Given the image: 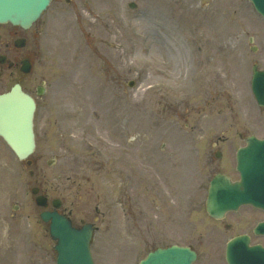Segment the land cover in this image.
I'll use <instances>...</instances> for the list:
<instances>
[{"label": "rangeland", "instance_id": "1", "mask_svg": "<svg viewBox=\"0 0 264 264\" xmlns=\"http://www.w3.org/2000/svg\"><path fill=\"white\" fill-rule=\"evenodd\" d=\"M61 4L54 1L34 31L22 32L30 40L13 56L29 54L32 71L0 65V91L15 81L28 87L44 81L48 87L51 119L43 121L48 143L39 182L64 201L76 223H96L97 264H137L143 241L160 232L178 241L186 240L184 233L194 235L195 246L206 252L199 264H220L223 241L247 227L243 217L264 216L242 208L217 221L205 210L209 178L220 163L215 151L232 160L251 132L264 136V106L257 105L250 87L252 64L264 67V19L249 0ZM10 29L0 25V33ZM37 31L42 34L35 39ZM187 69L210 75L190 82L184 78ZM219 69L222 102L213 87ZM109 73L136 80L138 87L119 94L116 102L107 100L109 108L106 100L97 103L86 85L83 102L69 94L87 76L106 85L108 99L109 85H116ZM115 114L124 118L120 127L111 121ZM59 120L79 125V136L62 140ZM214 131L225 134L220 133V146L208 141ZM133 134L138 144L122 141ZM94 146L106 147L107 159L122 155L114 161L118 169L105 165V152L97 156ZM28 171L0 141V264H56L54 241L40 218L43 208L29 190L39 183ZM12 203L20 205L16 217L9 215ZM255 240L264 243L262 237Z\"/></svg>", "mask_w": 264, "mask_h": 264}, {"label": "water", "instance_id": "2", "mask_svg": "<svg viewBox=\"0 0 264 264\" xmlns=\"http://www.w3.org/2000/svg\"><path fill=\"white\" fill-rule=\"evenodd\" d=\"M50 0H0V22L10 21L23 27H29L46 9ZM256 8L264 15V0H253ZM24 42L18 43L19 46ZM5 61V56L0 57ZM28 72L31 69L29 61H24L22 68ZM253 86L259 102L264 103V71H256L253 77ZM35 102L16 85L11 92L0 95V134L13 146L21 158L27 157L34 149L33 117ZM239 168L242 172V181L231 183L228 178L217 176L210 189L207 208L215 216H222L228 209H235L250 198L262 206L263 199L254 197L263 191L264 182V140L254 137L248 139V145L238 152ZM250 193H254L250 196ZM39 204H45V198L38 199ZM56 206L59 203H55ZM56 212H44L43 219L52 218V234L59 236L61 241L68 243L69 248L59 246L61 252L60 264H92L88 252V241L92 227L86 225L77 233L69 229L70 222L56 216ZM57 218L61 219L58 221ZM54 235V236H55ZM247 247L248 240H242ZM235 245H240L236 242ZM242 250L232 254L233 264H244ZM251 256L246 257V264H264V249L250 250ZM196 254L185 248L173 246L168 249H159L153 252L142 264H191Z\"/></svg>", "mask_w": 264, "mask_h": 264}, {"label": "flooded vegetation", "instance_id": "3", "mask_svg": "<svg viewBox=\"0 0 264 264\" xmlns=\"http://www.w3.org/2000/svg\"><path fill=\"white\" fill-rule=\"evenodd\" d=\"M37 135H38V137H39V135H41V136H46V135H47V130L44 129V128L42 129V127H41V132H39ZM42 151H43V150H41L40 152H42ZM40 156H42L41 153H40L39 157H40Z\"/></svg>", "mask_w": 264, "mask_h": 264}]
</instances>
